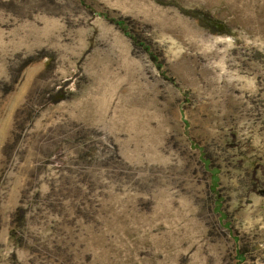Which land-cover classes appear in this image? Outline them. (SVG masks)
<instances>
[{
    "label": "rangeland",
    "instance_id": "rangeland-1",
    "mask_svg": "<svg viewBox=\"0 0 264 264\" xmlns=\"http://www.w3.org/2000/svg\"><path fill=\"white\" fill-rule=\"evenodd\" d=\"M0 264H264V0H0Z\"/></svg>",
    "mask_w": 264,
    "mask_h": 264
}]
</instances>
